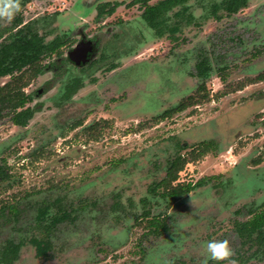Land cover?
I'll return each mask as SVG.
<instances>
[{
  "label": "rangeland",
  "instance_id": "obj_1",
  "mask_svg": "<svg viewBox=\"0 0 264 264\" xmlns=\"http://www.w3.org/2000/svg\"><path fill=\"white\" fill-rule=\"evenodd\" d=\"M18 1L0 0V50L33 61L55 37L64 46L61 56H37L23 90L39 112L27 126L0 112V264H264L234 229L264 207V81L248 84L264 71V0H183L161 38L138 5L96 20L98 3L131 0ZM183 5L188 23L172 16ZM21 22L38 33L33 42ZM81 34L99 50L76 66L64 57ZM205 56L211 74L202 80L195 64ZM30 61L0 74V88ZM202 83L209 101L160 118ZM178 156L190 159L178 182L200 187L160 198L153 187ZM152 216H164L168 231L156 235ZM32 239L46 243L45 255Z\"/></svg>",
  "mask_w": 264,
  "mask_h": 264
},
{
  "label": "trees",
  "instance_id": "obj_2",
  "mask_svg": "<svg viewBox=\"0 0 264 264\" xmlns=\"http://www.w3.org/2000/svg\"><path fill=\"white\" fill-rule=\"evenodd\" d=\"M149 0H145L144 4ZM183 0H164L156 4L155 6H149L146 11L144 12L145 18L148 20V22H158V17L160 15V11L163 13L167 11L169 8L174 6L175 4L182 3ZM104 7H99V14H102L104 12ZM114 7H111L107 13H111L113 11ZM175 15L178 16L179 21L184 20L187 23L191 21L192 15L189 13V7L187 5H183L180 7V9L175 13ZM182 17V18H181ZM37 38V37H36ZM40 44H38L39 46ZM63 45V42L59 41H52L50 44H47L45 47L39 46V49L42 51L35 52L36 58L33 59V61H30V58L27 57L28 54H22L17 53L15 50L7 52L5 49L0 50V74L7 72L8 70H11L15 68L18 65H24L27 64L28 61L32 64L30 68H27L24 72L19 74L18 76H13L12 80L9 83H5L0 88V112L7 110L8 115H10V120L13 125L19 126V127H26L28 124V121L33 117L34 112L36 109L26 107V103L28 98L25 96V93L23 91V88L28 84L30 79H32L34 76H36L37 67L40 65V59L37 57L42 53H46L48 55H51L53 52H57L56 54H60L58 51L59 48ZM5 52V53H3ZM25 55V56H24ZM211 74V64L209 62V59L205 56L202 57L196 64H195V77L198 79L205 80L207 79ZM264 81V71L260 74H258L256 77L248 80V84H254ZM203 83L197 88L196 92L185 98L183 101L179 103L175 108L165 111L160 118H165L166 116H171L173 113L176 112H182L186 108L197 105L198 103L209 101L208 93L203 88ZM228 95V92L226 91H220L218 92L215 97L221 98ZM76 123L73 125L75 128L78 126ZM72 127V128H73ZM92 128V127H91ZM208 147H205L202 151L199 152V156L204 155L207 153ZM198 155H195L193 153V157L191 160H197L200 158ZM190 160V159H189ZM188 159L178 157L174 160L171 167L168 169V173L165 179L162 180V185L165 187V193L168 196H179L182 194H185L189 190H191V185H181L178 184L176 186H172V182H174L177 179V174L183 170L185 165L190 162ZM260 163L259 160H257V164ZM1 168V167H0ZM160 223V225H159ZM149 226H159L162 227V231L166 228L162 225L161 221H157L156 219H152L151 222H149ZM234 228L236 230L237 235L239 236L240 242L242 246H248L251 248L252 246L258 247V254H262L264 256V210L261 212L253 215L252 219L246 221V222H235ZM159 231L158 233H160ZM14 246H11L9 248V252L13 253L12 249L14 250ZM3 251H7L6 248L2 250L0 253L1 258H4L2 256ZM38 251V247H37ZM255 251L252 254H256Z\"/></svg>",
  "mask_w": 264,
  "mask_h": 264
},
{
  "label": "flooded vegetation",
  "instance_id": "obj_3",
  "mask_svg": "<svg viewBox=\"0 0 264 264\" xmlns=\"http://www.w3.org/2000/svg\"><path fill=\"white\" fill-rule=\"evenodd\" d=\"M150 1H152V0H149V1H147L146 2V4H144V2H145V0H131L129 3H124V1H117V2H107V3H98V5L96 6V8H95V11H96V15H95V18H96V20H100V19H102L103 17H105V16H111V15H113L114 13H115V11H116V9H118V8H121V7H127V8H131V7H134V6H136V5H138V7H141L142 8V13H141V16H140V18L142 19V20H144L145 22H146V24L151 28V30L152 31H154L155 32V35H156V37H163L164 36V31L161 29V25L164 23V21H165V19L167 20V18L168 17H166V14L169 12V11H171L173 8H175L176 6H178V4H175L174 6H172L171 8H169L167 11H165L164 13L162 12V11H160V15H159V19H158V22H153L152 23V21L151 22H148V20L145 18V14H144V12L146 11V9L149 7V6H155L156 4H152V5H150L149 4V2ZM162 1H164V0H162ZM18 2H21V1H18V0H15V4H17ZM159 2H161V1H159ZM158 2V3H159ZM157 3V4H158ZM20 4V3H19ZM99 7H104V12L102 13V14H99ZM111 7H114V9H113V11L111 12V13H107V11L111 8ZM177 12V11H176ZM176 12H174L173 14H172V16H176L177 18H178V16L177 15H175V13ZM162 14H164V16L162 15ZM162 15V16H161ZM162 21V22H161ZM178 21H179V19H178ZM178 21H177V25H175L176 27H178ZM14 23H16V22H14ZM161 23V24H160ZM21 24H22V22H21ZM23 25V26H22ZM21 26H18V29H20V30H23V31H21L22 33H24V34H26L28 37H30L29 39H30V41L31 42H33V40L38 36L37 34V32H36V30L34 29V27L33 26H30L29 25V23H23ZM177 30L176 28H172V29H170V31L171 30ZM116 37V36H115ZM54 40H56V41H59V42H63L60 38H57V37H55V39ZM44 40H43V38L41 39V38H39V40H38V44H42V42H43ZM53 41V40H52ZM51 40L50 41H48L47 43L48 44H50L51 42H52ZM78 45H82V46H86V48H87V52H86V55H85V59L84 60H86V61H88L89 59H92V57L94 58V56L95 55H97L98 54V50H99V45H98V41H97V39L95 38L94 39V37H90V38H87V37H85L83 34H81L80 35V37H79V40H78V42L71 48V50L72 49H74L76 46H78ZM64 46V43H63V45L59 48V49H61L62 47ZM83 48V47H82ZM71 50L69 51V52H71ZM59 51V50H58ZM60 52V51H59ZM69 52L66 54V56L64 57V58H68V59H70V55H69ZM104 52V51H103ZM57 52H53V53H51V55H53V54H56ZM77 53V52H76ZM57 56H61V52H60V54H56ZM40 56H42V57H48L49 55H47L46 53H44L43 55H40ZM71 57H73V59L74 58H76L75 57V54L74 55H71ZM41 60V59H40ZM93 61L94 60H91L90 62H89V64L88 65H92L93 64ZM72 63V62H71ZM82 64H84V63H82V61H80V63H79V65H77V66H82ZM109 68H111V69H107V71L108 72H111V71H116L117 70V73H118V70L120 69V68H117V66H113V67H109ZM53 72H55V71H53ZM112 80H114V78H112ZM74 81H76V79L74 80ZM24 91V90H23ZM25 93V92H24ZM39 93H40V91H39ZM25 96L29 99V96H31L30 94H27V93H25ZM30 108H33V109H36L37 108V110H35V112H34V115H35V113H37V112H39V109H38V107H30ZM170 109H173V108H170ZM170 109H168V110H170ZM167 111V110H166ZM165 112V111H164ZM163 112V113H164ZM7 113V112H6ZM5 113V114H6ZM162 113V114H163ZM177 113V112H176ZM33 115V116H34ZM173 115V114H172ZM166 117H170V116H166ZM165 117V118H166ZM32 119V118H31ZM30 119V120H31ZM78 126H80V124H77ZM77 127V126H76ZM75 127V128H76ZM74 129V127L72 128V130ZM210 143V140H206V141H201L200 143H199V145L201 146V145H203V144H209ZM183 145V144H182ZM199 146V147H200ZM200 151H202V150H199V149H196L195 150V152L194 153H198L199 154V152ZM178 157H181V158H184L183 156H178ZM178 157H176V158H178ZM176 158H174V159H172L171 161H170V163H169V166H168V168H167V171H166V175H165V177L163 178V179H165L166 178V176H167V173H168V169L171 167V165H172V163L174 162V160L176 159ZM182 171V170H181ZM180 171V172H181ZM179 172V173H180ZM179 173L177 174V179L174 181V182H172V186L174 187V186H176V185H178V184H181V185H187V184H190L191 185V190H189L188 192H186L185 194H182V195H179V196H168L167 194H164L165 192V187L161 184L162 183V180L161 181H159L154 187H153V191H152V193H154V194H156L157 196H159L160 198H163V199H166V198H170V199H175V198H179V197H181V196H185V195H188L189 193H191L192 191H194L195 189H197V188H199L200 187V184L201 183H198V182H196V183H194V184H191V183H180V182H178V176H179ZM158 187H162L163 188V191H162V193H158L157 192V189H158ZM152 189V188H151ZM262 210H264V207L263 208H261L260 209V211H252L251 212V216H250V218L249 219H247L246 221H248V220H250V219H252V217H253V215H255V214H257V213H259V212H261ZM41 215H37V217L39 218V219H41V218H43L44 217V215H46V209H43V211H41V213H40ZM61 216H63V218L62 217H53L52 218V221H51V226H54V225H57V223L56 222H59V221H61V222H63L64 220H65V217L66 216H64V215H61ZM145 216H149V211H147L146 213H145ZM156 219L157 221H161L162 222V225L163 226H165L166 228L164 229V231H162V227H155V226H151V228H153V229H155V230H160L161 232L160 233H158V232H156V235H160L162 232H165V231H168V225L165 223V220H164V216L162 217V219H160L159 217H154V216H152L151 217V219H150V221H148V225H149V222H151L152 221V219ZM62 219H63V221H62ZM246 221H235V222H246ZM60 222V223H61ZM234 222V223H235ZM59 224V223H58ZM159 225H160V223H159ZM150 227V226H149ZM48 228V227H47ZM235 229V228H234ZM151 232L153 231V230H150ZM235 233H236V230H235ZM236 235H237V233H236ZM237 237L239 238V236L237 235ZM240 240V239H239ZM32 242H33V244H34V246H35V248H36V252H37V247H38V253L39 254H43V255H45L44 253L46 252V247L44 246L46 243L45 242H40V244L39 243H37V239H32L31 240ZM241 243V242H240ZM19 243H17V244H13L12 246H14L15 248H14V253H16L17 251H18V249H19V245H18ZM241 247L242 248H245L244 250H246V251H251L250 252V254H249V256L250 257H252V258H258L259 256H262V254H258V247L257 246H252L251 248H249L248 246H242L241 245ZM255 251H257L256 252V254H252V253H254ZM36 255H37V253H36Z\"/></svg>",
  "mask_w": 264,
  "mask_h": 264
},
{
  "label": "water",
  "instance_id": "obj_4",
  "mask_svg": "<svg viewBox=\"0 0 264 264\" xmlns=\"http://www.w3.org/2000/svg\"><path fill=\"white\" fill-rule=\"evenodd\" d=\"M86 52H87V48L85 45L84 46H82V45L76 46L74 49L71 50V52H69L70 62H72L76 66L79 65L80 61H82V63H85L86 60H84L85 59L84 57L86 55ZM74 54H75L76 58L73 59V57H71V55H74Z\"/></svg>",
  "mask_w": 264,
  "mask_h": 264
}]
</instances>
